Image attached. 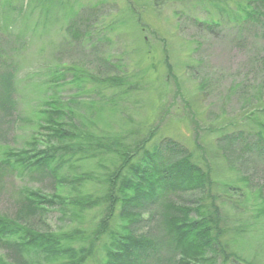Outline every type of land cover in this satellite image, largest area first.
<instances>
[{
    "label": "rangeland",
    "instance_id": "1",
    "mask_svg": "<svg viewBox=\"0 0 264 264\" xmlns=\"http://www.w3.org/2000/svg\"><path fill=\"white\" fill-rule=\"evenodd\" d=\"M253 1L221 0L218 8L196 0H0V216L33 233L79 228L92 235L104 208L72 203L86 196L93 205L103 195L118 164L112 155H77L55 174L2 166L34 138L33 148L47 147L44 117L58 107L69 144L106 136L130 147L145 141L151 150L172 140L209 173V195L195 189L160 198L141 214L136 235L163 238L165 212H205L214 203L225 255L264 264V148L254 144L264 138V9ZM78 21L94 45L87 35L71 38L68 28ZM102 62L113 67L107 72L119 77L120 88L105 89L92 78ZM28 191L71 200L62 212L33 198L30 206L23 201ZM15 238L0 234L4 263L67 261L33 248L26 263L18 261ZM103 259L95 251L81 264Z\"/></svg>",
    "mask_w": 264,
    "mask_h": 264
},
{
    "label": "trees",
    "instance_id": "2",
    "mask_svg": "<svg viewBox=\"0 0 264 264\" xmlns=\"http://www.w3.org/2000/svg\"><path fill=\"white\" fill-rule=\"evenodd\" d=\"M196 1L216 4L218 8L221 4V0ZM253 2L264 9V0ZM242 11L246 12L245 9ZM245 14L254 16L250 10ZM79 22L74 23L72 25L74 27L68 28L71 38L79 40L81 35L84 38L88 36L87 41L91 43V34L87 35L88 31L81 32ZM97 40L98 38L96 42ZM109 64L98 63L95 77L92 75L90 77L97 80L105 89L120 88L122 81L119 77L109 75L110 73L107 72L113 68H108ZM5 99L9 101L8 98ZM57 108L52 109V113L47 112V116L44 117L46 125L43 130L49 131L46 139L47 147L44 150L33 148L38 142L34 138L30 149L15 155L10 154V157L16 156V159L12 163V160L6 157L7 159L2 162L5 165L2 166L9 168L12 165L13 169H19L18 171L23 174H55L64 166H68L69 169V164L77 155L87 158L92 157L96 152L112 155L115 165L118 164L116 170L106 176L103 195L95 198L93 205L86 196L83 201H75V203L71 201L75 206L82 208L95 206L99 202L104 208L92 235H85L79 228L61 234L33 233L17 225L15 220L0 216V234L6 232L9 236H16L13 241L17 244L13 243L18 254L21 253L18 261L26 263L24 254L33 248L44 255L67 260L61 264H81L95 251L104 254V259L98 264H195L197 261L203 264H230L231 261L232 264H245L237 260L238 258L231 260L229 254L225 255V247L219 242L221 238V233L217 230L219 212L214 207V203L205 212L197 207L183 208L178 211L179 213L165 212L163 217L166 233L163 234V238L162 235L159 239L134 233L133 227L142 222H140L141 214L149 206L156 205L160 198L166 199L168 194L195 189L210 194L208 189L211 188L212 181L209 173L195 164L192 155L182 146L172 140H166L160 145H155L151 150H146L143 148L145 141L140 146L134 144L130 147L124 144V139L119 137L112 139L106 136L95 139L94 143L89 145H85L84 140L82 143L80 140H75V143L69 144L71 131L63 128V119H61L63 111ZM97 140L100 142L95 143ZM254 144L260 146L259 149L264 148L263 136L260 135ZM82 176H76L73 183L81 184L86 178L91 177L88 174ZM26 194L23 201L28 205L32 206L33 198L36 206L52 208L57 206V210L61 212L71 200H65L60 196H52L48 199L29 191ZM116 207H119V213H115ZM41 211L33 213V216H40ZM193 212L196 213L194 218L191 217ZM217 256L222 257V260L217 261ZM5 263L0 258V264Z\"/></svg>",
    "mask_w": 264,
    "mask_h": 264
}]
</instances>
